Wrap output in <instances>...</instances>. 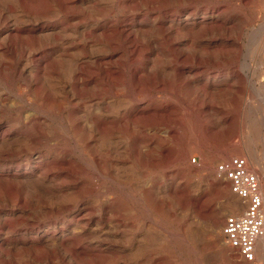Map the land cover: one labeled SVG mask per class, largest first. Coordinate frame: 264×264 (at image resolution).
Returning a JSON list of instances; mask_svg holds the SVG:
<instances>
[{
    "label": "rangeland",
    "instance_id": "obj_1",
    "mask_svg": "<svg viewBox=\"0 0 264 264\" xmlns=\"http://www.w3.org/2000/svg\"><path fill=\"white\" fill-rule=\"evenodd\" d=\"M117 27L124 34L110 45L103 29ZM179 53L197 73L188 86L173 75ZM102 55L112 56L106 67L114 63L122 83L102 79L96 62ZM80 67L88 82L101 79L104 94L92 85L82 101L71 93ZM140 70L157 80L137 86ZM259 88L264 0H0V264H264L260 249L254 263L246 262L224 239L225 224L235 219L225 218L224 209L238 196L216 166L241 157L264 188ZM152 97L160 108L191 106L182 111L184 122L172 124L180 136L149 140L157 124L148 121L101 134L92 126L100 106L110 105L120 118ZM148 146L167 151L149 161L139 154ZM131 196L148 200L130 202Z\"/></svg>",
    "mask_w": 264,
    "mask_h": 264
},
{
    "label": "bare ground",
    "instance_id": "obj_2",
    "mask_svg": "<svg viewBox=\"0 0 264 264\" xmlns=\"http://www.w3.org/2000/svg\"><path fill=\"white\" fill-rule=\"evenodd\" d=\"M22 2V1H21ZM20 3V2H19ZM159 21V20H158ZM111 23V22H110ZM213 25V24H212ZM216 25V24H215ZM120 26V25H119ZM199 26V25H198ZM222 26V25H221ZM148 27V26H147ZM158 27V26H157ZM163 27V26H162ZM173 27V26H172ZM54 28V27H53ZM165 28V27H164ZM221 28V27H220ZM144 29V28H143ZM171 29V28H170ZM181 29H183V28H181ZM206 29V28H205ZM56 30V29H55ZM148 30V29H147ZM16 31V30H15ZM92 31V30H91ZM153 31H154V29H153ZM159 31V30H158ZM157 31V32H158ZM172 31V30H171ZM41 32V31H40ZM48 32V31H47ZM87 32V31H86ZM103 32H104V34H106L109 38H110V45H112L113 43H116V41L114 42V40H116V39H118V34H122L123 33V30H119L118 29V27H117V30H114V28L111 30V31H104V29H103ZM139 32V31H138ZM137 32V33H138ZM91 33V32H90ZM111 33H113L112 35H111ZM147 33V32H146ZM191 33V32H190ZM197 33V32H196ZM28 34V33H27ZM124 34V33H123ZM129 34V33H128ZM135 34V33H134ZM139 34V33H138ZM171 34V33H170ZM189 34V33H188ZM52 35V34H51ZM58 35V34H57ZM57 35H55V36H57ZM86 35V34H85ZM101 35V34H100ZM201 35H204V34H201ZM11 35H9V37H10ZM28 36V35H27ZM26 36V37H27ZM49 36H50V33H49ZM135 36V35H134ZM199 36H200V34H199ZM101 37V36H100ZM124 37H125V35H124ZM128 36H126V38H127ZM137 37V36H136ZM148 37H150V36H148ZM193 37H196V36H193ZM52 38V37H51ZM55 38V37H54ZM132 39V38H131ZM169 39H172V38H169ZM163 40V39H162ZM149 43H152V41L151 42H149ZM6 44H7V42H6ZM104 44V43H103ZM127 44V43H126ZM99 45V44H98ZM107 45V44H106ZM146 45V44H145ZM84 46V45H83ZM149 46V45H148ZM6 47V46H5ZM144 48V47H143ZM142 48V49H143ZM148 49H149V47H147ZM153 48V47H152ZM7 49V48H6ZM110 49V48H109ZM84 50H86V49H84ZM144 50V49H143ZM113 51V50H112ZM120 51V50H119ZM81 52V51H80ZM181 52V51H180ZM63 54V53H62ZM126 54V53H125ZM162 55V54H161ZM180 55V53L178 54V55H175L176 56V61H177V64H175V66L173 67V75L175 76V78L177 79H180L183 83V85L184 86H188V85H190V83H192V82H195V78H196V76H197V73H196V70L195 69H192V67L190 66V67H185L186 66V63L184 62V59L182 60V58L179 56ZM66 56V55H65ZM82 55H80V57H81ZM95 57V56H94ZM135 57V56H134ZM145 57V56H144ZM147 57V56H146ZM64 58H66V57H64ZM79 58V57H78ZM92 58V57H91ZM109 58H112V56H107V55H102V56H100V57H98L97 59H96V62H98V64H100L99 65V69H101V75L103 76L102 77V79L103 80H106V81H109V82H114V84L115 83H122L123 82V80H124V77H123V73L120 71V69L118 68V67H115V64L113 63V65H111L112 67H110V68H107L106 67V64H109L107 61H109L110 59ZM148 58V57H147ZM63 59V58H62ZM67 59H69V58H67ZM86 59V58H85ZM113 59V58H112ZM127 59V58H126ZM131 59V58H130ZM139 59V58H138ZM43 60V59H42ZM48 60V59H47ZM93 60V59H92ZM65 61H67V60H65ZM80 61V60H79ZM55 62V61H54ZM63 62V61H62ZM70 62V61H69ZM187 62V61H186ZM52 63V62H51ZM158 63V62H157ZM94 64V63H93ZM118 64V63H117ZM125 64V63H124ZM95 65V64H94ZM126 65V64H125ZM118 66V65H117ZM101 67V68H100ZM66 68V67H65ZM95 68V67H94ZM147 68V67H146ZM117 69H118V71H117ZM201 69V68H200ZM111 70H114V71H111ZM116 70V71H115ZM165 70V69H164ZM96 71V70H95ZM132 71V70H131ZM144 70H140V71H138V73H136L135 75H134V80H135V83H136V85L137 86H139V85H142V84H147V83H149V81H151V80H153V78H155V77H153L154 75L150 72V76L149 77H146L145 75H143L141 72H143ZM148 71V70H147ZM167 71V70H166ZM85 70L82 68V67H80V68H77V71H76V75H78V76H81V78L79 79V80H77L74 84H72L71 86H69L70 87V89H71V93L75 96V95H78L79 96V99H81V101H82V98H83V94L87 91V90H92V88H88V86L89 85H92V87L96 90V94H101V93H103V91H105V84L101 81V79L99 80L98 78L96 79V80H93V81H90V82H88L85 78H84V75H85ZM100 72V71H99ZM137 72V71H136ZM214 72V71H213ZM237 72V71H236ZM241 73V72H240ZM170 74V73H169ZM66 75H67V73H66ZM169 76V75H168ZM243 76V75H242ZM64 77V76H63ZM68 77V76H67ZM87 78V77H86ZM132 78V77H131ZM146 78V79H145ZM157 78H159V77H157ZM235 78V77H234ZM236 78H237V76H236ZM54 79H55V77H54ZM90 79V78H89ZM156 79V78H155ZM169 79V78H168ZM59 80V79H58ZM157 80V79H156ZM56 81V80H55ZM60 81V80H59ZM65 81V80H64ZM167 81V80H166ZM207 81V80H206ZM232 81V80H231ZM234 81V80H233ZM244 81V80H243ZM33 82H35V81H33ZM66 82V81H65ZM165 82V81H164ZM134 83V84H135ZM153 83V82H152ZM237 83H239V81L237 82ZM61 84V83H60ZM128 84V83H127ZM35 85V84H34ZM62 85H64V84H62ZM62 85H61V87H62ZM160 85V84H159ZM158 85V86H159ZM183 85H182V87H183ZM207 85V84H206ZM231 85V84H230ZM252 85V84H251ZM39 86V85H38ZM59 86V85H58ZM143 86V85H142ZM162 86V85H161ZM224 86V85H223ZM57 87V86H56ZM106 87H108V86H106ZM206 87V86H205ZM227 87V86H226ZM236 87V86H235ZM255 87V86H254ZM58 88V87H57ZM60 88V87H59ZM63 88V87H62ZM98 88V89H97ZM228 88H229V86H228ZM56 89V88H55ZM65 89V88H64ZM93 89V90H94ZM196 89V88H195ZM229 89H231V88H229ZM236 89V88H235ZM255 89H256V87H255ZM46 90V89H45ZM198 90V89H197ZM218 90V89H217ZM216 90V91H217ZM42 91H44V90H42ZM163 91V90H162ZM202 91V90H201ZM205 91H206V89H205ZM215 91V90H214ZM219 91H220V89H219ZM225 91V90H224ZM228 91V90H227ZM257 91H258V99H260L261 100V102H262V105L264 106V88H259V89H257ZM58 92V91H57ZM210 92V91H209ZM218 92V91H217ZM198 93V92H197ZM104 94V93H103ZM139 94V93H138ZM203 94V93H202ZM215 94V93H214ZM64 95V94H63ZM174 95V94H173ZM234 95V94H233ZM232 95V96H233ZM65 96V95H64ZM69 96V95H68ZM73 96V97H74ZM138 96V95H137ZM139 97V96H138ZM160 97V96H159ZM257 100V99H256ZM72 101V100H71ZM102 101V100H101ZM139 99H136V102H138L139 103ZM136 102H135V104H136ZM147 102V101H146ZM258 103H259V100H258ZM73 104V103H72ZM147 105V107L145 106V108H140V106H139V104H137L136 105V109L135 110H132V111H128V112H126V113H124V114H122V115H120V114H118V115H120L121 117L120 118H116V116H117V113L116 112H113L112 113V110H113V108H111V106L110 105H106V107H99V110H98V112L96 113V115H92V126L94 127V129H95V131H97L99 134H101V133H104V132H109V133H111L112 131H115V130H125V131H127V130H129L131 127H139L140 125V123L141 122H146V121H148V122H151L152 124H154V123H156L157 124V126H155L154 128H153V130L152 131H150L149 133H148V139L149 140H152V139H154V138H159V139H164V140H167L168 138H171V137H176L177 135H179L178 133H180V132H178V129H177V127L176 126H174V125H172V124H174V123H180L182 120H183V122H184V119H185V114H183L182 113V111H187L188 109H191V106L190 105H188V106H186V107H183V106H181V105H179V106H176V105H173V108L172 109H169V108H160V106H157L158 104L153 100V97L152 98H150L149 99V102H148V104H146ZM187 105V104H186ZM261 105V106H262ZM81 106V105H80ZM78 107V106H77ZM82 107V106H81ZM94 107V106H93ZM128 107V106H127ZM134 107V106H133ZM164 107V106H163ZM131 108V107H130ZM264 108V107H263ZM118 110H120V109H118ZM87 113V112H86ZM112 113V114H111ZM116 113V114H115ZM190 113H191V111H190ZM82 114V113H81ZM191 115H192V113H191ZM82 116V115H81ZM202 116V115H201ZM33 117H34V115H33ZM35 118V117H34ZM43 118V117H42ZM39 119V118H38ZM37 119V120H38ZM193 119V118H192ZM197 119H198V117H197ZM59 120V119H58ZM86 121V120H85ZM199 121V120H198ZM31 122V121H30ZM161 122L162 123H165V124H167L166 122H169L168 124H167V130L166 131H163V132H160V129H159V125L161 124ZM69 123V122H68ZM223 123V122H222ZM34 124V123H33ZM60 124V123H59ZM84 124V123H83ZM82 124V125H83ZM67 125V124H66ZM73 125H74V123H73ZM39 126V125H38ZM41 126V125H40ZM61 126V125H60ZM187 126V125H186ZM142 127V126H141ZM33 128V127H32ZM58 128V127H57ZM56 128V129H57ZM36 129V128H35ZM148 130V129H147ZM52 131V130H51ZM94 131V130H93ZM60 132V131H59ZM141 132H143V131H141ZM37 133V132H36ZM54 134V133H53ZM70 134V133H69ZM113 134V133H112ZM181 134V133H180ZM56 135V134H55ZM8 136V135H7ZM70 136V135H69ZM180 136V135H179ZM30 137V136H29ZM52 137V136H51ZM196 138V137H195ZM94 139V138H93ZM100 140V139H99ZM104 140V139H103ZM103 140L101 141V143H103ZM109 140V139H108ZM186 140V139H185ZM8 141V140H7ZM96 141V140H95ZM117 141V140H116ZM124 141V140H123ZM127 141V140H126ZM129 141V140H128ZM194 141V140H193ZM199 141V140H198ZM140 142V141H139ZM95 143V142H94ZM93 143V144H94ZM107 143V142H106ZM119 143V142H118ZM169 143H170V141H169ZM191 144H192V142H190ZM116 144H117V142H116ZM132 144V143H131ZM151 144V143H150ZM184 144V143H183ZM1 145V144H0ZM112 145V144H111ZM146 145V144H145ZM157 145H159V143H157ZM3 146V145H2ZM8 146V145H7ZM40 146V145H39ZM13 147V146H12ZM99 147V146H98ZM163 147H164V145H163ZM196 147V146H195ZM198 147V146H197ZM196 147V148H197ZM2 148V147H1ZM8 148V147H7ZM95 148V147H94ZM104 148V147H103ZM157 148H159V147H157ZM143 149V148H142ZM164 149V150H163ZM200 149V148H199ZM198 149V150H199ZM3 150H5V149H3ZM98 150H100V149H98ZM162 150V151H161ZM160 151H159V149L157 150L156 149V147H152V146H148L147 147V150H144V151H140V155L142 154V156L143 157H146L149 161H155V160H157L158 159V157L159 156H161V155H164L165 154V152L167 151L165 148H162ZM202 150V149H201ZM82 151V150H81ZM103 151V150H102ZM126 151V150H125ZM237 151V150H236ZM32 152V151H31ZM200 152V151H199ZM121 153V152H120ZM119 153V154H120ZM233 153V152H232ZM237 153V152H236ZM69 154V153H68ZM80 154H82V153H80ZM104 154V153H103ZM127 154H129V153H127ZM201 154V153H200ZM35 155V154H34ZM199 155V154H198ZM30 156H31V154H30ZM76 156V155H75ZM83 156V155H82ZM89 156V155H88ZM88 156L86 157V158H88ZM106 156V155H105ZM125 156V155H124ZM169 156V155H168ZM172 156V155H171ZM182 156H183V154H182ZM207 156V155H206ZM93 157V156H92ZM108 157V156H107ZM121 157V156H120ZM165 157V156H164ZM73 158V157H72ZM162 158V157H161ZM85 158H83V160H84ZM91 159V158H90ZM93 159V158H92ZM112 159V158H111ZM145 159V158H144ZM76 160V159H75ZM78 160V159H77ZM79 160H82V157L79 159ZM168 160V159H167ZM216 160V159H215ZM44 161V160H43ZM66 161V160H65ZM84 162V161H83ZM124 162V161H123ZM131 162V161H130ZM212 162V159H211V157L209 156H207V166H206V169H209L210 168V166H209V164ZM98 163V162H97ZM99 164V163H98ZM115 164V163H114ZM213 164V163H212ZM215 164V163H214ZM92 165V164H91ZM90 165V166H91ZM108 165V164H107ZM121 165V164H120ZM178 165V164H177ZM109 166V165H108ZM130 166V165H129ZM217 166V165H216ZM5 167V166H4ZM35 167V166H34ZM64 167V166H63ZM124 167V166H123ZM135 167V166H134ZM203 167V166H202ZM70 168V167H69ZM68 168V169H69ZM57 169H58V167H57ZM66 169V168H65ZM65 169H63V170H65ZM139 169V168H138ZM215 169V168H214ZM48 170V169H47ZM62 170V169H61ZM74 170V169H73ZM111 170V169H110ZM117 170H119L118 168H117ZM154 170V169H153ZM216 170V169H215ZM18 171V170H17ZM55 171V170H54ZM60 171V170H59ZM101 171V170H100ZM122 171V170H121ZM47 172V171H46ZM104 172H105V170H104ZM214 172V171H213ZM212 172V173H213ZM43 173V172H42ZM109 173V172H108ZM112 173V172H111ZM161 173V172H160ZM159 173V174H160ZM37 174H39V173H37ZM130 174V173H129ZM128 174V175H129ZM152 174H153V172H152ZM217 174H219V172H218V169H217ZM74 175V174H73ZM102 175H103V173H102ZM127 175V176H128ZM158 175V174H157ZM179 175V174H178ZM222 178H225L223 175H221V174H219ZM119 176V175H118ZM156 176V175H155ZM187 176V175H186ZM207 176V175H206ZM129 177V176H128ZM164 177V176H163ZM185 177V176H184ZM205 177V176H204ZM13 178V177H12ZM16 178V177H15ZM124 178H126V177H124ZM159 178V177H158ZM208 178V177H207ZM219 178V177H218ZM18 179V178H17ZM21 179V178H20ZM28 179V178H27ZM67 179V178H66ZM76 179V178H75ZM122 179V178H121ZM170 179V178H169ZM173 179V178H172ZM214 179V178H213ZM217 179V178H216ZM227 179V178H226ZM21 180H23V179H21ZM30 180L31 179H29V181L28 182H30ZM34 179H32L31 181L32 182H34L33 181ZM72 180V179H71ZM105 180V179H104ZM228 180V179H227ZM39 181H41V180H39ZM61 181V180H60ZM107 181V180H106ZM115 181V180H114ZM123 181V180H122ZM126 181V180H125ZM169 181V180H168ZM216 181V180H215ZM219 181H220V179H219ZM223 181V180H222ZM222 181H221V183H222ZM8 182V181H7ZM12 182V181H11ZM16 182V181H15ZM18 182V181H17ZM26 183H27V181H25ZM37 182V181H36ZM100 182V181H99ZM143 182V181H142ZM228 182H230L229 180H228ZM14 183V182H13ZM19 183V182H18ZM17 183V184H18ZM39 183V182H38ZM63 183V182H62ZM105 183V182H104ZM148 183V182H147ZM178 183V182H177ZM225 183V182H224ZM262 183V182H261ZM25 184V183H24ZM23 184V185H24ZM43 184V183H42ZM56 184V183H55ZM117 184V183H116ZM119 184V183H118ZM189 184V183H188ZM209 184H211V183H209ZM214 184V183H213ZM32 185V184H31ZM46 185V184H45ZM57 185V184H56ZM111 185V184H110ZM160 185H161V183H160ZM176 185V184H175ZM193 185V184H192ZM200 185V184H199ZM34 186V185H33ZM59 186V185H58ZM79 186V185H78ZM112 186V185H111ZM207 186H208V184H207ZM210 186V185H209ZM221 186V185H220ZM26 187V186H25ZM44 187H47V186H44ZM87 187V186H86ZM119 187V186H118ZM122 187V186H121ZM154 187V186H153ZM176 187V186H175ZM180 188V187H179ZM192 188V187H191ZM197 188V187H196ZM206 188V187H205ZM28 189V188H27ZM43 189V188H42ZM79 189V188H78ZM208 189V188H207ZM46 190H49V188L48 189H46ZM45 190V191H46ZM52 190V189H51ZM119 190V189H118ZM121 191H122V189H120ZM127 190V189H126ZM211 190V189H210ZM29 191H30V189H29ZM33 191V190H32ZM50 191V190H49ZM65 191V190H64ZM69 191H71V190H69ZM68 191V192H69ZM73 191H75V190H73ZM124 191V190H123ZM166 191V190H165ZM191 191V190H190ZM190 191H189V193H190ZM196 191V190H195ZM260 191H261V188H260ZM263 191V192H262ZM262 191H261V193H262V196H263V200H264V188L262 189ZM62 192V191H61ZM194 192V191H193ZM35 193V192H34ZM38 193H40V192H38ZM52 193V192H51ZM55 193V192H54ZM57 193V192H56ZM126 193V192H125ZM31 194H33V193H31ZM60 194V193H59ZM62 194V193H61ZM132 194H135V193H132ZM186 194V193H185ZM196 194V193H195ZM232 194H234L233 192H232ZM36 195V194H35ZM42 195V194H41ZM45 195V194H44ZM53 195V194H52ZM51 195V196H52ZM130 195V194H129ZM188 195V194H187ZM199 195V194H198ZM43 196V195H42ZM93 196V195H92ZM137 196V195H136ZM185 196V195H184ZM200 196V195H199ZM205 196V195H204ZM46 197V196H45ZM84 197V196H83ZM201 197V196H200ZM50 198V197H49ZM93 198V197H92ZM164 198V197H163ZM182 198V197H181ZM185 198H186V196H185ZM239 198V197H238ZM236 199V200H230V201H228L227 202V205L225 206V209H224V211L225 212H227V214H225V218H227V219H230V218H235V219H237V218H239V216H237L238 215V212L240 211V210H242L243 208H246V202L244 201V200H242V201H244V202H242L241 200H240V198L239 199ZM19 199V198H18ZM168 199V198H167ZM179 199V198H178ZM23 200H25V199H23ZM26 200H29L28 198L26 199ZM34 200V199H33ZM101 200H104V199H101ZM136 200V202L137 203H145L147 200H148V197L147 196H145L144 198L143 197H134V196H131L130 198H129V201L130 202H133V201H135ZM194 199L193 198H191V197H189V199H188V201H193ZM40 201V200H39ZM45 201V200H44ZM109 201V200H108ZM128 201V202H129ZM200 201V200H199ZM61 202V201H60ZM59 202V203H60ZM21 203V202H20ZM192 203V202H191ZM201 203V202H200ZM33 204H34V202H33ZM36 204V203H35ZM109 204V203H108ZM131 204V203H130ZM14 205V204H13ZM17 205V204H16ZM70 205V204H69ZM142 205V204H141ZM44 206V205H43ZM45 206H46V204H45ZM50 206V205H49ZM63 206V205H62ZM68 206V205H67ZM101 206V205H100ZM103 206V205H102ZM112 206V205H111ZM180 206V205H179ZM210 206V205H209ZM223 207H224V205H222ZM55 207V206H54ZM65 207V206H64ZM63 207V208H64ZM76 207V206H75ZM104 207V206H103ZM186 207V206H185ZM198 207V206H197ZM197 207H196V209H197ZM106 208V207H105ZM140 208H142V206L140 207ZM149 208V207H148ZM199 208V207H198ZM206 208V207H205ZM208 208V207H207ZM184 209V208H183ZM141 210V209H140ZM153 210V209H152ZM176 210V209H175ZM174 210V211H175ZM203 210V209H202ZM205 210V209H204ZM208 210V209H207ZM207 210H206V212H207ZM46 211H47V209H46ZM57 211V210H56ZM95 211H97V210H95ZM144 211V210H143ZM30 212V211H29ZM42 212V211H41ZM89 212V211H88ZM92 211H90V213H91ZM202 212V211H201ZM32 213V212H31ZM59 213V212H58ZM157 213V212H156ZM108 214V213H107ZM155 214V213H154ZM202 214V213H201ZM200 214V215H201ZM82 215V214H81ZM86 215V214H85ZM148 215V214H147ZM224 215V214H223ZM32 216H34L33 214H32ZM78 216H80V214L79 215H77V217ZM107 216V215H106ZM242 216V215H241ZM240 216V217H241ZM88 217V216H87ZM148 217V216H147ZM166 217V216H165ZM194 217V216H193ZM197 217V216H196ZM206 217V216H205ZM27 218V217H26ZM50 218V217H49ZM85 218V217H84ZM168 218V217H167ZM189 218H192V217H189ZM222 219H223V217H222ZM222 219H220V220H222ZM49 220V219H48ZM87 220V219H86ZM114 220V219H113ZM121 220V219H120ZM149 220V219H148ZM193 220V219H192ZM224 220V219H223ZM3 221V220H2ZM75 221V220H74ZM88 221H89V219H88ZM110 221V220H109ZM182 221V220H181ZM180 221V222H181ZM197 221V220H196ZM198 221H199V219H198ZM212 221V220H211ZM26 222V221H25ZM152 222V221H151ZM171 222V221H170ZM179 222V221H178ZM98 223V222H97ZM109 223H111V222H109ZM15 224V223H14ZM26 224H27V222H26ZM30 224H32V223H30ZM52 224V223H51ZM114 224V223H113ZM33 225V224H32ZM31 225V226H32ZM101 225V224H100ZM117 225V224H116ZM146 225V224H145ZM157 225V224H156ZM108 226H110V225H108ZM107 226V227H108ZM115 226V225H114ZM155 226V225H154ZM20 227V226H19ZM18 227V228H19ZM30 227V226H29ZM28 227V228H29ZM111 227V226H110ZM80 228V227H79ZM116 227H114V229H115ZM160 228V227H159ZM169 228V227H168ZM171 228V227H170ZM16 229H17V227H16ZM21 229H23L22 228V226H21ZM84 229V228H83ZM85 229H87V228H85ZM94 229V228H93ZM129 229V228H128ZM172 229V228H171ZM175 229V228H174ZM179 229V228H178ZM12 230V229H11ZM15 230V229H14ZM72 230V229H71ZM104 230V229H103ZM107 230V229H106ZM110 230H112L111 228H110ZM126 230V229H125ZM133 230V229H132ZM168 230V229H167ZM177 230V229H176ZM212 230V229H211ZM4 231H5V229H4ZM76 231V230H75ZM115 231V230H114ZM144 231V230H143ZM175 231V230H174ZM214 231V230H213ZM10 232V231H9ZM46 232V231H45ZM51 232V231H50ZM88 232V231H87ZM112 232V231H111ZM142 232V231H141ZM167 232V231H166ZM177 232V231H176ZM182 232V231H181ZM215 232H217V231H215ZM4 233V232H3ZM12 233V232H11ZM29 233V232H28ZM54 233V232H53ZM71 233V232H70ZM86 233V232H85ZM174 233V232H173ZM183 233V232H182ZM181 233V234H182ZM218 233V232H217ZM6 234V233H5ZM51 234V233H50ZM128 234V233H127ZM138 234H139V231H138ZM163 234V233H162ZM174 234H176V233H174ZM8 235V234H7ZM84 235V234H83ZM94 235V234H93ZM114 235V234H113ZM130 235V234H129ZM134 235V234H133ZM178 235V234H177ZM12 236V235H11ZM80 236V235H79ZM90 236V235H89ZM166 236V235H165ZM61 237V236H60ZM91 237H92V235H91ZM97 237V236H96ZM103 237H104V235H103ZM142 237V236H141ZM167 237V236H166ZM223 237V236H222ZM4 238V237H3ZM27 238V237H26ZM29 238V237H28ZM54 238V237H53ZM52 238V239H53ZM84 238V237H83ZM87 238V237H86ZM90 238V237H89ZM115 238V237H114ZM173 238V237H172ZM58 239V238H57ZM102 239V238H101ZM107 239V238H106ZM112 239V238H111ZM170 239V238H169ZM38 240V239H37ZM104 240V239H103ZM113 240V239H112ZM25 241V240H24ZM52 241V240H51ZM55 241V240H54ZM105 241V240H104ZM114 241V240H113ZM127 241V240H126ZM171 241V240H170ZM33 242V241H32ZM44 242V241H43ZM49 242H50V240H49ZM68 242V241H67ZM70 242V241H69ZM72 242V241H71ZM82 242H84V241H82ZM81 242V243H82ZM87 242V241H86ZM93 241H91V243H92ZM174 242V241H173ZM24 243V242H23ZM38 243V242H37ZM56 243V242H55ZM54 243V245H56ZM75 243V242H74ZM100 243H102V242H100ZM127 243V242H126ZM137 243V242H136ZM52 244V243H51ZM58 244V243H57ZM67 244V243H66ZM69 244V243H68ZM88 244V243H87ZM106 244V243H105ZM118 244V243H117ZM124 244V243H123ZM128 244H129V242H128ZM130 244L131 245H134V242H132V241H130ZM4 244H1L0 246H3ZM96 245V244H95ZM121 245V244H120ZM140 245V244H139ZM228 245V244H227ZM39 246V245H38ZM58 246V245H57ZM102 246V245H101ZM124 246V245H123ZM135 246V245H134ZM13 247H16V246H13ZM18 247H20L19 245H18ZM21 247H23L22 245H21ZM31 247V246H30ZM61 247V246H60ZM143 247V246H142ZM259 247V248H258ZM12 248V247H11ZM78 248V247H77ZM107 248V247H106ZM141 248V247H140ZM152 248V247H151ZM154 248V247H153ZM58 249H59V247H58ZM102 249V248H101ZM258 249H260L259 251H260V253L263 255L264 254V237L263 238H261L260 240H259V242H258V246H257V259H258ZM5 250V249H4ZM8 250H10V249H8ZM31 250V249H30ZM39 250V249H38ZM54 250V249H53ZM52 250V251H53ZM71 250H72V252H76V248H75V245L74 246H71ZM115 250V249H114ZM5 251H7V250H5ZM25 251V250H24ZM61 251H62V249H61ZM105 251V250H104ZM2 252V250L0 251V253ZM68 252V251H67ZM8 253V252H7ZM43 253V252H42ZM60 253V252H59ZM62 253H64V252H62ZM77 253V252H76ZM86 253V252H85ZM103 253V252H102ZM101 253V254H102ZM118 253V252H117ZM123 253H125V252H123ZM130 253V252H129ZM5 254V253H4ZM10 254V253H9ZM13 254V253H12ZM21 254V253H20ZM24 254V253H23ZM28 254V253H27ZM31 254V253H30ZM36 254V253H35ZM40 254V253H39ZM55 254V253H54ZM71 254V253H70ZM105 254V253H104ZM111 254V253H110ZM109 254V255H110ZM126 254V253H125ZM128 254V253H127ZM29 255V254H28ZM50 255V254H49ZM52 255V254H51ZM58 255V254H57ZM71 255H73V254H71ZM78 255V254H77ZM10 256H11V254H10ZM9 256V257H10ZM53 256V255H52ZM64 256V255H63ZM93 256V255H92ZM106 256V255H105ZM110 256H113V255H110ZM4 257V256H3ZM12 257V256H11ZM41 257V256H40ZM44 257H45V254H44ZM64 257H66V256H64ZM37 258H39V257H37ZM67 258V257H66ZM70 258V257H69ZM81 258V257H80ZM94 258V257H93ZM7 259V258H6ZM10 259V258H9ZM26 259V258H25ZM45 259V258H44ZM50 259V258H49ZM62 259V258H61ZM70 259H72V258H70ZM69 259V260H70ZM77 259H78V257H77ZM96 260H97V258H95ZM117 259V258H116ZM126 259H128V258H126ZM131 259V258H130ZM4 260V259H3ZM30 260V259H29ZM58 260V259H57ZM132 260V259H131ZM12 261V260H11ZM50 262L51 261H53L52 259L51 260H49ZM74 261V260H73ZM126 261V260H125ZM36 262V261H35ZM56 262V261H55ZM65 262V261H64ZM67 262V261H66ZM75 262H77V261H75ZM38 263V262H37ZM41 263V262H40ZM39 263V264H40ZM57 263H58V261H57ZM79 263V262H78ZM81 263V262H80ZM85 263V262H84ZM103 263V262H102ZM101 263V264H102ZM114 263V262H113ZM112 263V264H113ZM117 263V262H116ZM119 263V262H118ZM121 263V262H120ZM251 263V262H250ZM252 263H254V262H252ZM63 264V263H62ZM68 264H69V262H68ZM72 264V263H71ZM75 264V263H74ZM91 264V263H90ZM98 264H100V263H98ZM134 264V263H133ZM174 264V263H173Z\"/></svg>",
    "mask_w": 264,
    "mask_h": 264
},
{
    "label": "built area",
    "instance_id": "obj_3",
    "mask_svg": "<svg viewBox=\"0 0 264 264\" xmlns=\"http://www.w3.org/2000/svg\"><path fill=\"white\" fill-rule=\"evenodd\" d=\"M219 174L230 181L231 191L246 202L245 212L225 224L222 234L246 262L257 260V246L264 237V200L257 175L241 157L217 164Z\"/></svg>",
    "mask_w": 264,
    "mask_h": 264
}]
</instances>
